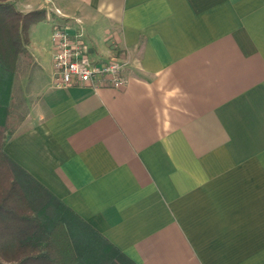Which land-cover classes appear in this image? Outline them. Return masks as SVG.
I'll return each mask as SVG.
<instances>
[{
  "label": "crops",
  "instance_id": "crops-1",
  "mask_svg": "<svg viewBox=\"0 0 264 264\" xmlns=\"http://www.w3.org/2000/svg\"><path fill=\"white\" fill-rule=\"evenodd\" d=\"M16 7L47 18L5 153L137 264H264V0ZM52 18L121 56L126 84L53 87Z\"/></svg>",
  "mask_w": 264,
  "mask_h": 264
},
{
  "label": "trees",
  "instance_id": "trees-1",
  "mask_svg": "<svg viewBox=\"0 0 264 264\" xmlns=\"http://www.w3.org/2000/svg\"><path fill=\"white\" fill-rule=\"evenodd\" d=\"M46 18L45 9L24 13L13 2L0 0V91H9L31 25ZM2 112L3 105L1 117ZM6 138L0 126V264H94L97 253L102 264L117 257L122 264H137L21 169L4 151ZM25 180L53 205V213L37 210Z\"/></svg>",
  "mask_w": 264,
  "mask_h": 264
},
{
  "label": "built area",
  "instance_id": "built-area-1",
  "mask_svg": "<svg viewBox=\"0 0 264 264\" xmlns=\"http://www.w3.org/2000/svg\"><path fill=\"white\" fill-rule=\"evenodd\" d=\"M76 22L80 23L79 20ZM52 42L53 87L67 88L78 84L92 89H120L126 84L127 63L92 57L83 29L71 19L53 22Z\"/></svg>",
  "mask_w": 264,
  "mask_h": 264
},
{
  "label": "rangeland",
  "instance_id": "rangeland-1",
  "mask_svg": "<svg viewBox=\"0 0 264 264\" xmlns=\"http://www.w3.org/2000/svg\"><path fill=\"white\" fill-rule=\"evenodd\" d=\"M13 2L15 5L20 2L21 0H4ZM20 6H22V2L20 3ZM52 17V16H51ZM54 19V18H52ZM57 20V19H56ZM55 19L53 21H56ZM68 20V19H63ZM61 21V20H57ZM61 21V22H62ZM24 58V61L19 62V58ZM17 61V67L16 72L13 77L12 84L9 88V91L4 93L0 91V106H4L5 108V114L2 112V117L0 116V126L3 128L6 134H9L12 129V123L15 120H19L25 117V114L27 113L28 107L30 105V88L25 85V79H27V68L31 67V60H29L27 51L20 54ZM107 59H117L124 61L121 56L119 55H112L107 57ZM20 63V65H19ZM3 108V107H2ZM28 184L25 188V191L37 210H40L41 212L45 214L53 213L54 208H51L53 205H49L46 199H41L39 197V193L37 192L35 186L27 180H25ZM36 190V191H35ZM63 241V238H62ZM64 243V242H63ZM61 250H64L62 246H60ZM98 255V253H97ZM97 255H93L94 264H102V261L98 258ZM120 258L117 257L113 263L110 264H122L120 262Z\"/></svg>",
  "mask_w": 264,
  "mask_h": 264
}]
</instances>
